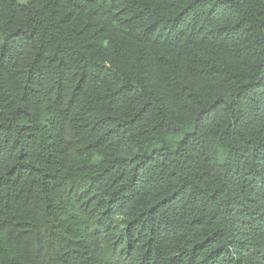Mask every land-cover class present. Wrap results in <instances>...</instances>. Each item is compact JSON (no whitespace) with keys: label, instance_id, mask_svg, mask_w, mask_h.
<instances>
[{"label":"trees","instance_id":"1","mask_svg":"<svg viewBox=\"0 0 264 264\" xmlns=\"http://www.w3.org/2000/svg\"><path fill=\"white\" fill-rule=\"evenodd\" d=\"M0 264H264V0H0Z\"/></svg>","mask_w":264,"mask_h":264}]
</instances>
